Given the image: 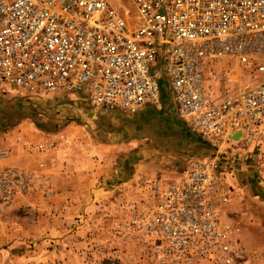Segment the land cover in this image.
Returning a JSON list of instances; mask_svg holds the SVG:
<instances>
[{
	"label": "built area",
	"instance_id": "obj_1",
	"mask_svg": "<svg viewBox=\"0 0 264 264\" xmlns=\"http://www.w3.org/2000/svg\"><path fill=\"white\" fill-rule=\"evenodd\" d=\"M221 58L251 80L215 95L210 67ZM0 83L128 115L157 107L167 86L176 116L212 151L149 183L137 246L150 264H238L224 179L264 154V0H0ZM8 156L0 150V216L48 195L43 175Z\"/></svg>",
	"mask_w": 264,
	"mask_h": 264
},
{
	"label": "rangeland",
	"instance_id": "obj_2",
	"mask_svg": "<svg viewBox=\"0 0 264 264\" xmlns=\"http://www.w3.org/2000/svg\"><path fill=\"white\" fill-rule=\"evenodd\" d=\"M210 69L215 95L219 87L251 80L246 68L227 58L215 60ZM167 91L161 86L162 96ZM73 96L34 97L0 83V150L9 151L4 164L40 173L48 193L45 198L35 193L29 203L0 216V264H150L137 246L134 220L149 183L174 180L164 174L174 167L166 153L180 145L179 139H166L169 150L149 151L139 167L135 151L113 152L110 159L99 152L96 139L103 136L105 124L98 119L79 122L70 115ZM113 114L136 130L128 114ZM82 123L91 126L93 136ZM132 128L121 138H134ZM258 164L247 172L234 166L224 179L229 196L222 217L238 229V264H264V154ZM236 177L249 184L250 195L263 198L250 196Z\"/></svg>",
	"mask_w": 264,
	"mask_h": 264
},
{
	"label": "crops",
	"instance_id": "obj_3",
	"mask_svg": "<svg viewBox=\"0 0 264 264\" xmlns=\"http://www.w3.org/2000/svg\"><path fill=\"white\" fill-rule=\"evenodd\" d=\"M73 100H75L73 102L74 108L71 109L70 115L77 117L79 122L81 119L85 122L97 121L98 119L105 124L103 136L96 139L97 144L99 145V152L102 155L109 156L110 159L115 157L113 152H118L119 155L121 152H123L122 154H126V152L132 153V151H135L138 153L139 157L137 158V161H140L138 164L136 163V166L139 167L143 162L142 157L145 154H148L149 151L154 150L155 152H159L161 150H169L164 142L166 139L172 138L171 136L173 135L174 138L179 139L180 145L176 146L175 150L171 149L170 154L166 153L168 157H172L171 162L174 167L171 171H164V174L169 178L174 177V179H176L180 174L181 166H184L183 159L191 155H201L206 149L210 148L207 143H204V140L195 136L187 128L185 123L176 116L169 92L164 96L160 93V104L157 107L146 106L137 113L127 116L126 119H129L128 121L135 124L136 130L133 129L131 125L128 127L119 114H106L101 111L96 112L89 108L86 101L79 99L76 96H73ZM151 125H153L152 129H150ZM83 126L85 127L86 124ZM96 126V128L99 127V125ZM90 127L86 126V131L90 136H93V129H90ZM128 128H132V131L135 134L134 138H121L124 134H128L127 132H124ZM166 148L167 150H165ZM170 148H172V146ZM239 158L242 157L239 156ZM248 158L249 159L243 164H236V169L240 167V169H242L240 172H243L244 170L247 172V168H256V166L259 165V156L258 158H255L254 155H252L251 158ZM179 160L181 161L178 162ZM106 166L108 167L110 164L107 163ZM122 166L123 163L121 164V167ZM245 176L248 177L249 175L246 174ZM235 182L236 184L239 182V185L242 186L243 189H246L250 195L249 184H243V179H239V177L235 178ZM251 195L256 199L263 198L261 193H251ZM239 208L243 209L244 207L241 206Z\"/></svg>",
	"mask_w": 264,
	"mask_h": 264
}]
</instances>
